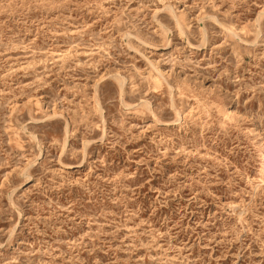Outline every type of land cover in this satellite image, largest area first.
Wrapping results in <instances>:
<instances>
[{"label": "rangeland", "instance_id": "obj_1", "mask_svg": "<svg viewBox=\"0 0 264 264\" xmlns=\"http://www.w3.org/2000/svg\"><path fill=\"white\" fill-rule=\"evenodd\" d=\"M262 138L264 0H0V264H264Z\"/></svg>", "mask_w": 264, "mask_h": 264}, {"label": "bare ground", "instance_id": "obj_2", "mask_svg": "<svg viewBox=\"0 0 264 264\" xmlns=\"http://www.w3.org/2000/svg\"><path fill=\"white\" fill-rule=\"evenodd\" d=\"M204 32V31H203ZM204 40V39H203ZM122 84V83H121ZM123 86V85H122ZM93 96V95H92ZM98 103V102H97ZM128 109V108H127ZM151 114V113H150ZM264 138L261 139V151H260V156L262 157L263 164H264ZM264 171V168H263ZM264 174V173H263Z\"/></svg>", "mask_w": 264, "mask_h": 264}]
</instances>
